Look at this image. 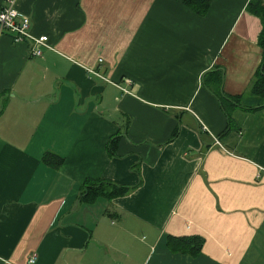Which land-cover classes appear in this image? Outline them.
<instances>
[{"label": "crops", "instance_id": "1", "mask_svg": "<svg viewBox=\"0 0 264 264\" xmlns=\"http://www.w3.org/2000/svg\"><path fill=\"white\" fill-rule=\"evenodd\" d=\"M209 1L15 0L50 49L0 33V264H264V108L227 128L219 100L255 104L261 21Z\"/></svg>", "mask_w": 264, "mask_h": 264}, {"label": "trees", "instance_id": "2", "mask_svg": "<svg viewBox=\"0 0 264 264\" xmlns=\"http://www.w3.org/2000/svg\"><path fill=\"white\" fill-rule=\"evenodd\" d=\"M183 4L198 16H203L210 7L209 0H183ZM247 9L259 17L261 21V32L258 36V46L263 50L262 61L260 62L255 74L250 82L246 92L249 97L255 101L254 105L245 102L244 97L219 96L220 103L227 115V128L232 127L231 114L236 109L247 112H255L264 108V3L260 0H250ZM249 99V98H248ZM43 162L53 167H60L63 159L51 154L45 153ZM83 197L92 201L98 197H104L111 200L116 197L126 195L130 189L115 185L108 181H87L83 184ZM168 247L172 252L196 254L201 246V240L198 238L176 239L169 238Z\"/></svg>", "mask_w": 264, "mask_h": 264}, {"label": "built area", "instance_id": "3", "mask_svg": "<svg viewBox=\"0 0 264 264\" xmlns=\"http://www.w3.org/2000/svg\"><path fill=\"white\" fill-rule=\"evenodd\" d=\"M8 33L13 43L22 44L28 42L30 44L29 54L32 57H41L44 49H50L48 38L46 36H34L30 31L29 18L18 12L15 8V0L9 1V6L0 9V33ZM102 60L98 62L101 63ZM87 72L96 77L103 78L97 71L91 68L86 69ZM215 143L218 144L217 140ZM36 257L32 256L28 263H35Z\"/></svg>", "mask_w": 264, "mask_h": 264}]
</instances>
